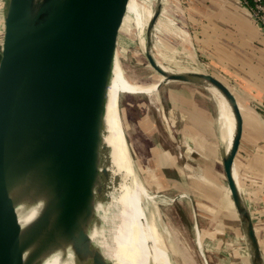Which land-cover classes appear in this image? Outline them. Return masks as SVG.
I'll list each match as a JSON object with an SVG mask.
<instances>
[{
  "label": "water",
  "instance_id": "95a60500",
  "mask_svg": "<svg viewBox=\"0 0 264 264\" xmlns=\"http://www.w3.org/2000/svg\"><path fill=\"white\" fill-rule=\"evenodd\" d=\"M129 0H7L0 47V264H42L70 251L75 264H103L88 249L93 189L103 173L106 95ZM162 0L146 26L144 55L166 82L212 86L234 131L222 157L226 186L251 264H264L234 171L242 136L236 95L206 72L166 70L151 52ZM124 36H127L124 34ZM36 210L26 223L21 214Z\"/></svg>",
  "mask_w": 264,
  "mask_h": 264
},
{
  "label": "crops",
  "instance_id": "0c3cea01",
  "mask_svg": "<svg viewBox=\"0 0 264 264\" xmlns=\"http://www.w3.org/2000/svg\"><path fill=\"white\" fill-rule=\"evenodd\" d=\"M166 1L178 7L176 0ZM188 1L180 22L193 29L201 60L207 61L212 75L231 88L240 106L242 136L234 171L264 261V30L241 0ZM163 5L165 0L161 11ZM174 44L177 50L182 47V54L188 51L186 43L176 40ZM205 90L204 86L178 82L153 98L158 104L148 99L149 104L138 105L136 144L144 146L145 158L159 182L193 197L197 193L215 203L221 200L231 225L241 229L232 200L225 196L222 157L226 150L218 108L217 116L214 101ZM214 244L221 247L226 264H251L243 232L232 249L218 239Z\"/></svg>",
  "mask_w": 264,
  "mask_h": 264
},
{
  "label": "rangeland",
  "instance_id": "374dc122",
  "mask_svg": "<svg viewBox=\"0 0 264 264\" xmlns=\"http://www.w3.org/2000/svg\"><path fill=\"white\" fill-rule=\"evenodd\" d=\"M176 1L178 7L173 4L170 6L165 0L164 10L161 11L162 14L155 22L151 52L154 58L169 70L198 71L212 74L213 70L209 68L207 61L201 60L202 58L196 49L195 40L191 33L193 29L191 27L184 28V24L180 22L179 17L187 12L189 1ZM6 3L7 0H0V47L3 38ZM154 5L155 0L128 1L120 28V31L127 36L122 33L119 34L117 61L115 59L113 64V70H115L118 63L125 78L130 83L142 87H151L160 77L149 65L144 55L146 40V27L144 28V26L150 12L154 10ZM167 37L171 41L167 40ZM176 40L180 44L186 43L185 49H188V51L185 50L182 54L181 46L177 50L174 47ZM176 83L178 82L162 83L157 89L153 91L150 89L146 93H128L137 91H132L117 79L116 114L122 122V131L128 145L134 170L147 190H150L149 192L152 194L155 193L157 204L155 208L147 204V212L154 213L156 210L160 228H167L170 239L173 238V244L171 245L169 244L170 240L164 234V240L173 264H226L221 247L214 244L215 240L221 241L222 245L224 243L225 248L232 249L237 237H240L242 229H237L235 224L234 226L231 225L229 212L227 213L225 205L222 202L220 203L221 200L215 203L216 200L214 199L199 198L197 193H195V197L191 196L189 192L180 193L159 182L153 166L145 158L144 146L142 149L140 148L142 145L137 146L136 144L138 133L135 130L134 120L139 113L138 105L142 107L144 102L148 103L150 97L154 103L152 98H156L158 93H164L171 85L174 86ZM205 88L207 89L205 92L214 101L217 115L214 93L208 87ZM108 95H110L109 92ZM158 102L159 100L154 104L156 105ZM103 168L99 183L96 184L100 189L103 188V175L107 168L106 165L103 164ZM225 193V196L230 198L227 186H225ZM230 214L235 215L233 212H230ZM198 241H200V247Z\"/></svg>",
  "mask_w": 264,
  "mask_h": 264
},
{
  "label": "bare ground",
  "instance_id": "6f19581e",
  "mask_svg": "<svg viewBox=\"0 0 264 264\" xmlns=\"http://www.w3.org/2000/svg\"><path fill=\"white\" fill-rule=\"evenodd\" d=\"M152 11L144 28L153 14ZM158 64L169 71L163 64L159 62ZM117 79L132 91H137L128 93H146L150 89L152 91L157 89L162 77L160 76L151 87H142L130 83L118 63L115 70H112L104 114L103 141L106 151L103 155V164L107 168L103 175V188L95 186L92 195L93 216L86 231L88 249L96 251L103 264H173L164 234L171 245L173 238L170 239L167 228H160L156 210L154 213L147 212V204L154 208L157 204L155 193L147 190L134 170L122 131V122L116 114ZM208 88L214 93L219 112L218 123L226 150L234 131L233 116L221 93L212 86ZM35 214L34 209L21 214V223L31 220ZM198 244L200 247V241ZM42 264L75 263L70 251L65 253L57 251L48 256ZM83 264H90V261L87 260Z\"/></svg>",
  "mask_w": 264,
  "mask_h": 264
},
{
  "label": "built area",
  "instance_id": "2783aa9c",
  "mask_svg": "<svg viewBox=\"0 0 264 264\" xmlns=\"http://www.w3.org/2000/svg\"><path fill=\"white\" fill-rule=\"evenodd\" d=\"M241 1L247 7L250 16L258 27L264 30V0H250L249 5L247 4L248 0Z\"/></svg>",
  "mask_w": 264,
  "mask_h": 264
},
{
  "label": "trees",
  "instance_id": "16d2710c",
  "mask_svg": "<svg viewBox=\"0 0 264 264\" xmlns=\"http://www.w3.org/2000/svg\"><path fill=\"white\" fill-rule=\"evenodd\" d=\"M247 4H248V5L250 4V0H248Z\"/></svg>",
  "mask_w": 264,
  "mask_h": 264
}]
</instances>
